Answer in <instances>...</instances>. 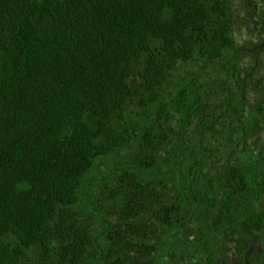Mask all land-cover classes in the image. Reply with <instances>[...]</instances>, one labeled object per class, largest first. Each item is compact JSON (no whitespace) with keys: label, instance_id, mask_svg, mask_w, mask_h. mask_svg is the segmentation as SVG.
Segmentation results:
<instances>
[{"label":"rangeland","instance_id":"obj_1","mask_svg":"<svg viewBox=\"0 0 264 264\" xmlns=\"http://www.w3.org/2000/svg\"><path fill=\"white\" fill-rule=\"evenodd\" d=\"M202 3L218 7L186 40L147 36L128 79L136 92L92 140L101 153L66 184L36 241L0 235V264H264V0H185V11ZM177 12L159 8L164 22ZM175 74L198 78L182 113L170 106ZM122 171L136 175L130 188ZM111 229L124 247L116 259L106 256Z\"/></svg>","mask_w":264,"mask_h":264},{"label":"trees","instance_id":"obj_2","mask_svg":"<svg viewBox=\"0 0 264 264\" xmlns=\"http://www.w3.org/2000/svg\"><path fill=\"white\" fill-rule=\"evenodd\" d=\"M167 3L178 12L164 22L159 8ZM217 7L202 3L187 13L185 0H0V235L36 241L57 212L55 201L67 195L66 184L101 153L92 140L107 115L136 92L128 79L147 36L186 40L189 25L202 29ZM171 81L170 106L182 113L198 78L175 74ZM135 177L122 171L119 181L130 188ZM235 179L246 181L241 171ZM177 212V203L167 207L168 226ZM123 252L111 229L106 256Z\"/></svg>","mask_w":264,"mask_h":264},{"label":"clouds","instance_id":"obj_3","mask_svg":"<svg viewBox=\"0 0 264 264\" xmlns=\"http://www.w3.org/2000/svg\"><path fill=\"white\" fill-rule=\"evenodd\" d=\"M233 39L237 44H244L248 39V33L246 28H242L240 32H233Z\"/></svg>","mask_w":264,"mask_h":264}]
</instances>
